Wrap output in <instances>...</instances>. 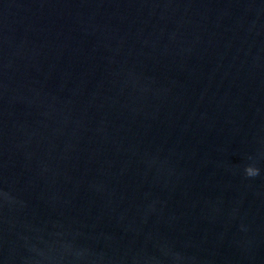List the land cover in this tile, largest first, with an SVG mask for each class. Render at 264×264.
<instances>
[{"label":"water","instance_id":"water-1","mask_svg":"<svg viewBox=\"0 0 264 264\" xmlns=\"http://www.w3.org/2000/svg\"><path fill=\"white\" fill-rule=\"evenodd\" d=\"M0 264H264V0H0Z\"/></svg>","mask_w":264,"mask_h":264}]
</instances>
